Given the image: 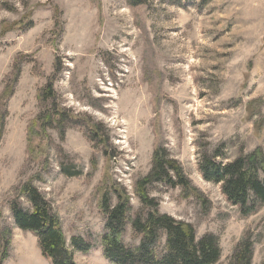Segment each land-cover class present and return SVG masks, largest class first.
<instances>
[{
	"label": "rangeland",
	"instance_id": "374dc122",
	"mask_svg": "<svg viewBox=\"0 0 264 264\" xmlns=\"http://www.w3.org/2000/svg\"><path fill=\"white\" fill-rule=\"evenodd\" d=\"M133 1L0 0V96L13 88L0 136L1 264H52L12 211L16 202L32 211L18 195L28 182L52 205L76 264H111L100 204L102 188L108 210L117 203L112 182L130 196L121 239L138 246L133 220L148 210L136 183L159 147L202 194L163 177L146 188L159 212L193 225L198 239L215 235V264H229L246 240L251 264L264 263V205L244 214L199 169L205 151L220 149L225 161L264 151V126L255 129L264 105L253 118L249 108L264 100V0ZM52 77L63 128L31 138L32 121L51 105L37 96ZM89 125L99 126L95 139Z\"/></svg>",
	"mask_w": 264,
	"mask_h": 264
},
{
	"label": "trees",
	"instance_id": "16d2710c",
	"mask_svg": "<svg viewBox=\"0 0 264 264\" xmlns=\"http://www.w3.org/2000/svg\"><path fill=\"white\" fill-rule=\"evenodd\" d=\"M133 5L137 2L133 1ZM32 22L18 21L16 27L26 30ZM29 29V28H28ZM13 93V88L7 86L0 96V136L4 123L3 111L6 101ZM38 100L46 106L30 125L31 138L36 134L44 136L48 127L63 128L64 113L57 104V94L53 77L39 90ZM257 111L254 112L253 106ZM264 105L263 99L253 100L249 104L251 118ZM258 119L255 122L256 131L264 126ZM88 135L98 137L99 126L89 125ZM95 138H94V137ZM225 154L220 149L209 153L203 152L199 160V169L205 180L221 185L227 200L238 206L244 214L254 212L264 205V151L259 146L251 154L240 155L235 159L225 161ZM167 177V183L181 186L185 192L202 198L201 192L192 185L185 176L182 167L175 159L166 158V151L156 148L153 167L150 173L136 183V194L141 199L147 213L133 220V229L141 237L140 244L135 247L126 246L121 237L123 228L128 221L131 210L130 196L116 182L112 187L116 192L117 203L108 210L110 191L102 188L100 207L107 215V233L103 236L104 255L111 264H215L221 258V248L218 238L207 234L197 238L196 230L188 222L177 220L168 214H162L154 199L146 188ZM25 196L33 205L31 212L25 211L19 202L12 206L17 225L37 235L42 253L51 259L52 264H76L73 253L67 246L66 239L52 205L43 197L31 182L26 183L18 193ZM164 238V242H163ZM4 234L0 233V243L3 245ZM73 246L86 251L84 243L73 239ZM252 242L246 240L236 249L229 264H251ZM2 263V260L0 264ZM264 264V263H263Z\"/></svg>",
	"mask_w": 264,
	"mask_h": 264
}]
</instances>
